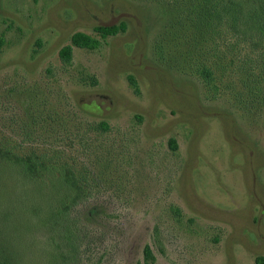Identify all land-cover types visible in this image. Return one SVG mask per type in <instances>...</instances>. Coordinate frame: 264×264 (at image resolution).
<instances>
[{
  "label": "rangeland",
  "instance_id": "obj_1",
  "mask_svg": "<svg viewBox=\"0 0 264 264\" xmlns=\"http://www.w3.org/2000/svg\"><path fill=\"white\" fill-rule=\"evenodd\" d=\"M175 11L157 0H0V139L21 154L63 149L90 184L73 209L72 264H143L146 245L155 264H263L264 77L256 96L216 69L214 96L198 59L217 54ZM120 23L115 37L95 32ZM77 32L101 46L73 45Z\"/></svg>",
  "mask_w": 264,
  "mask_h": 264
},
{
  "label": "trees",
  "instance_id": "obj_2",
  "mask_svg": "<svg viewBox=\"0 0 264 264\" xmlns=\"http://www.w3.org/2000/svg\"><path fill=\"white\" fill-rule=\"evenodd\" d=\"M157 1L173 7L176 19H186L201 34V47L207 53L216 52V61L198 59L199 75L214 96L223 88L217 82L216 69L229 71L251 95L262 93L258 81L264 77V0ZM126 30L125 23L95 27L102 39ZM71 42L88 49L101 46L100 39L82 32L75 33ZM72 50V45L60 50L63 61H71ZM257 63L262 64V71ZM129 81L137 90L134 77ZM96 129L106 130V123H99ZM11 145L9 139H0V264H72L79 238L73 209L85 199L90 187L87 176L63 149L21 154ZM171 146L176 147L175 140ZM143 256V264H155L149 245Z\"/></svg>",
  "mask_w": 264,
  "mask_h": 264
}]
</instances>
